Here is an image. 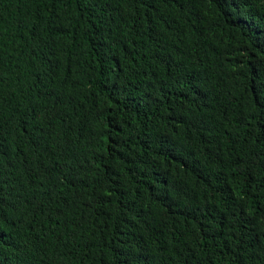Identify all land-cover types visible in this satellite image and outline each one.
<instances>
[{"label":"trees","instance_id":"16d2710c","mask_svg":"<svg viewBox=\"0 0 264 264\" xmlns=\"http://www.w3.org/2000/svg\"><path fill=\"white\" fill-rule=\"evenodd\" d=\"M0 264H264V0H0Z\"/></svg>","mask_w":264,"mask_h":264}]
</instances>
